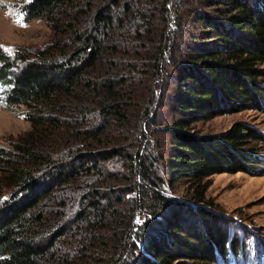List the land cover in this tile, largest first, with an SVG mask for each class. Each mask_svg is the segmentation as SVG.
Instances as JSON below:
<instances>
[{"label":"trees","instance_id":"16d2710c","mask_svg":"<svg viewBox=\"0 0 264 264\" xmlns=\"http://www.w3.org/2000/svg\"><path fill=\"white\" fill-rule=\"evenodd\" d=\"M21 9L52 34L26 54L0 47L6 102L25 106L30 122L0 146V264H227L240 253L243 239L218 222L196 234L182 222L207 212L195 205L203 177L259 170L261 156L243 144L264 142V132L240 121L219 136L190 128L264 102V0H29ZM148 114L168 139L160 154L143 132ZM166 176L171 187L195 181L192 203L171 202Z\"/></svg>","mask_w":264,"mask_h":264},{"label":"rangeland","instance_id":"374dc122","mask_svg":"<svg viewBox=\"0 0 264 264\" xmlns=\"http://www.w3.org/2000/svg\"><path fill=\"white\" fill-rule=\"evenodd\" d=\"M28 1L0 0V47L11 56L15 52L26 54L42 46L52 34L51 26L44 19L33 18L27 20L25 18V13L21 6H24ZM171 2L172 0H169L170 6ZM174 15L171 7L169 29L175 27ZM2 65L0 63L1 67ZM12 71L16 72L17 69L13 68ZM171 72H174L173 67L168 66L166 70H162L158 78L157 99L154 102L155 104L152 105L156 110V121L160 120V112L167 108L168 105L164 100V96L166 90H171V79L168 77ZM258 79L264 82V77H259ZM8 85V82L0 80V146H9L12 141L30 127V122L26 118L25 106L8 105L6 102L5 93ZM149 117L150 115L148 114L144 118L143 132L146 136L151 135V140L156 150L155 154H160L165 147L167 149L168 139L163 140L165 135L157 129L159 127L151 124ZM237 121L251 125L264 132V102L259 103L255 107L248 105L246 108L217 114L206 120H197L192 123L190 130H194L201 135L219 136L226 133ZM245 142L243 146L251 148L252 151L261 156L262 162L258 164L259 170L221 171L203 177L199 186V189L204 194L203 200L193 204L198 207H204L207 212L201 210L200 212L204 213L206 217L199 212L198 215H190L188 217L190 223L186 225L184 222L182 223L184 228H189L192 234H196V229L198 228L202 233L204 232V221L211 226L218 222L223 230L228 229L229 234L230 232L237 233L236 235L243 239L239 256H232L230 264H234L237 259H239V264H264V142L253 138H248ZM251 162L253 163V161ZM119 168H121L120 165ZM169 185V180L166 176L162 189L164 194L170 197L171 202L180 200L192 203L190 202V197L195 188V181L189 178H180L173 187ZM208 214L214 220H210L211 218L208 217ZM185 218L187 220L186 216ZM144 219L145 216L141 214L140 210H136L134 221L139 223ZM159 228V224L153 222L149 231L154 234ZM95 243H98V241H95ZM132 252H136L135 255H140L144 250L139 243L137 251L134 248ZM105 255L107 257V254ZM99 260H103L106 263V259L103 257L95 260L89 259L86 262L88 264H96Z\"/></svg>","mask_w":264,"mask_h":264}]
</instances>
